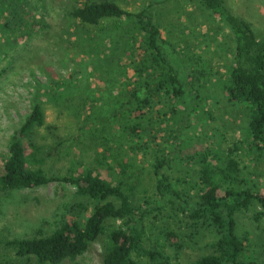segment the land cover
Masks as SVG:
<instances>
[{
    "label": "trees",
    "instance_id": "trees-1",
    "mask_svg": "<svg viewBox=\"0 0 264 264\" xmlns=\"http://www.w3.org/2000/svg\"><path fill=\"white\" fill-rule=\"evenodd\" d=\"M197 1L233 35V62L220 86L230 104L247 111L244 132L247 150L253 152L257 161H264V37L257 35L248 19L233 13L225 0ZM158 3L144 0L132 10L115 0H80L69 10L70 16L80 23L99 26V36L95 38L99 43L106 44L107 38L114 35L108 48L101 49L103 56L97 57L96 63L115 64L119 70L111 67L109 78H101L112 85L120 81L121 86L117 87L113 102H102L107 103L110 112H103V123L98 125L95 121L100 115L94 106L97 97L84 94L75 101L76 93H82L76 73L59 81L37 84L30 111L11 136L0 171V189L68 182L85 201L77 202L76 216L63 219L50 232L8 239L6 246L16 256L32 257L36 264H56L82 254L103 234L101 264H137L134 254L145 257L147 264H177L159 240L149 246L143 243L145 218L171 203L193 224L209 226L216 235L210 242L212 252L199 255L190 264L254 261L245 258L247 242L236 232L235 213L257 202L260 210L255 217L264 216V179L250 182L245 165L234 156L236 148L201 150L184 137L185 130L193 126L203 109V105L199 108V103L204 104L202 98H206L202 78L213 71H206L210 65L192 66L194 57L189 58V53L164 33ZM22 7L24 3L20 0L14 4L8 0L3 3V17L10 16L22 24L23 16L27 12L32 14ZM31 23L37 25L36 20ZM22 36L20 32L19 37ZM119 57L126 60L119 64ZM127 66L133 69V78L119 77ZM4 72L0 69V77ZM46 102L57 106L74 103L87 111L76 135V154L72 144L62 150L64 140L56 127L45 124ZM166 124L173 125L172 131H164ZM43 127L53 142L44 143L39 138ZM159 137L163 140L169 137L171 147L165 149ZM149 147L155 149L152 162L155 203L148 197L138 201L136 190L135 158L140 149ZM59 153L68 162L61 164L65 172L49 173L45 169L47 160ZM172 166L180 171L177 179L196 190L197 199L188 201L173 185L166 173V168ZM110 220L119 223L108 225ZM169 234L176 238L173 231Z\"/></svg>",
    "mask_w": 264,
    "mask_h": 264
},
{
    "label": "rangeland",
    "instance_id": "rangeland-1",
    "mask_svg": "<svg viewBox=\"0 0 264 264\" xmlns=\"http://www.w3.org/2000/svg\"><path fill=\"white\" fill-rule=\"evenodd\" d=\"M11 1L14 4L19 0ZM115 1L132 10L144 2ZM156 1H159L158 17L164 33L180 44L182 50L189 53V58L194 57L191 59L192 66L210 65V68L205 69L213 71L202 78L206 84L205 91L202 90L206 98H202L201 102L204 104L199 103V108L203 105V109L198 112L193 126L185 130L184 137L201 150L206 147L236 148L234 156L245 165L250 182H260L264 179V161H257L253 152L247 150L244 137L247 111L230 104L220 86L233 62L232 33L197 0ZM6 2L8 0H0V69L5 70L0 77V171L8 155L11 136L30 111L38 83L47 84L54 79L59 81L76 73L75 78L80 80L82 93H76L75 101L80 100L84 94L97 97L95 103L92 102L98 108L96 113L100 115L95 121L98 125L103 123V112H110L107 103L115 100L114 96L119 91L117 87L121 86L120 81L112 85L101 78H109L111 67L119 70L115 64L111 66L109 63H96L97 57L103 56L101 49L108 48L114 35H110L103 45L95 39L99 36V26L80 23L69 14L72 5L80 0H20L24 3L23 11L27 8L32 13L27 12L23 16L22 24L10 16L3 17V3ZM225 4L233 13L248 19L257 35L264 37V0H225ZM34 20L37 25L31 23ZM19 26L20 31L17 29ZM20 32H23L22 37H19ZM91 35L95 37L91 38ZM124 60L125 57H119V64ZM179 65L182 67L180 62ZM115 75L118 77L117 72ZM133 75V69L127 66V71L123 75L119 74V77L133 78ZM44 111L45 124L54 125L56 132L64 140L61 149L70 148L72 144L74 154L77 147L76 135L80 132L79 127L87 111H82L74 103L57 106L50 102L44 104ZM172 128V124H166L164 131H172ZM40 134L39 138L44 143L53 142L51 134L44 127L40 129ZM159 140L165 149L172 145L169 137L165 140L159 137ZM126 145L124 142V148ZM154 157V148H142L137 152L135 164L138 201L148 197L155 203V176L152 171ZM61 164L68 162L59 153L47 160L45 169L49 173L61 174L65 172ZM166 173L173 185L183 193V198L188 201L197 199L196 190L177 179L180 174L178 169L172 166L166 168ZM78 201L85 199L68 182L51 181L32 188L0 189V264H36L32 257L16 256L6 246V241L52 231L63 219L78 214ZM258 210L259 204L252 202L247 208H241L235 213L236 232L247 242L245 258L253 259L251 264H264V216L256 218ZM87 213L86 211L84 214ZM112 223L116 225L119 221L110 220L108 225ZM144 224V245L149 246L156 239L159 240L164 245L165 252L177 264H190L199 255L212 252L210 242L216 235L211 227L193 224L171 203H167L160 212L155 210L152 215L147 216ZM169 231H173L176 238ZM104 240L105 235L102 234L82 254L73 259L65 258L56 264H101ZM134 257L137 264H147L145 257L136 254Z\"/></svg>",
    "mask_w": 264,
    "mask_h": 264
}]
</instances>
